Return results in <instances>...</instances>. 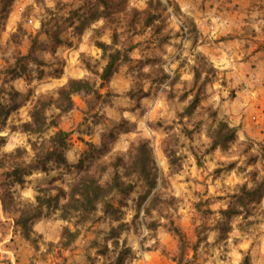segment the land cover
<instances>
[{"label": "rangeland", "instance_id": "obj_1", "mask_svg": "<svg viewBox=\"0 0 264 264\" xmlns=\"http://www.w3.org/2000/svg\"><path fill=\"white\" fill-rule=\"evenodd\" d=\"M120 1L125 7L119 15L111 13L112 23L100 18L105 9L94 0H16L7 19L0 22V103H7L12 89L22 97L4 129L0 124V159L15 156L19 149L26 150L29 155L24 157L29 159L30 143L42 142L56 131L51 129L39 136L18 129L30 121L33 105L41 97L56 99L70 80H89L98 96L76 95L72 111L63 113L54 105L46 113L49 122L70 134L66 158L78 163L89 145L101 148L103 137L110 132L116 140L109 147L107 162L120 156L127 159L132 146L146 141L151 150L154 187L150 190L146 181L136 177L126 179L136 186L123 199L120 222L100 210L94 223L76 229L74 219L66 222L59 212L49 210L33 225V234L27 240L14 227L10 212L15 209L7 204V213L1 202L5 191L1 185L8 180L1 169L0 264H118L119 257H123L122 264H178L179 241L169 231L171 222L183 232L190 248L183 264H242L245 256L252 264H264V200L252 205L245 219H234L228 234L221 236L216 229L221 221L219 212L229 207L231 197L244 185L255 187L251 174L259 173L257 181L264 177V143L241 134L227 153L211 150L209 130L227 116L217 106L225 101V76L211 61L202 59L199 49L204 33L212 36L215 29L194 21L209 9V0L114 3ZM134 12L137 19L132 31L128 21ZM94 13L99 20L89 21L83 28L81 22L90 20ZM152 17L156 21H151ZM54 21L51 27L63 31L68 42L52 52L53 45L43 33L42 24ZM78 28L83 29L79 32ZM115 32L119 35L118 49H126L131 61L120 63L117 73L105 83L99 75L107 61L97 43L110 46ZM166 35L169 40L161 43ZM31 49L41 65L29 62L28 73L18 79L5 74ZM196 65L199 80L193 87ZM197 95L201 101L194 116L181 117ZM12 127L17 129L12 131ZM253 142L252 150L245 154L246 145ZM49 167L48 173L34 172L26 177L23 186L9 187L19 204L35 203L41 192L59 197L69 192L75 174L53 164ZM148 192L142 201L140 198ZM149 208L152 211L147 213ZM120 225L121 237L116 244L108 240L107 233ZM202 225L206 226L205 240L194 252L191 248L198 241L196 228ZM65 227L72 232L79 230L68 249L61 245Z\"/></svg>", "mask_w": 264, "mask_h": 264}, {"label": "trees", "instance_id": "obj_2", "mask_svg": "<svg viewBox=\"0 0 264 264\" xmlns=\"http://www.w3.org/2000/svg\"><path fill=\"white\" fill-rule=\"evenodd\" d=\"M97 4L104 7L102 16L105 21L114 23L112 14L119 15L125 7V2H116L117 0H94ZM16 0H0V16L1 21H5L9 15L10 10L15 4ZM113 2V3H112ZM111 12H106L107 10ZM112 13V14H111ZM129 18L128 24L132 31H134V20L137 19V13ZM100 15V16H101ZM160 16H157V20ZM98 14L94 13L88 17L90 20H83L81 26L83 28L90 23L99 20ZM155 18L152 17L151 21ZM156 21V20H155ZM54 22H43L42 31L47 36L53 46L51 51L55 52L57 48L67 45L64 39L63 31L58 28L51 27ZM83 28H78L79 32ZM56 29V30H55ZM127 33L129 30L126 31ZM118 37L117 32L113 34L112 44L107 46L102 43H97V47L102 50L103 57L107 61V65L103 69L102 74L99 75L100 79L108 83L114 75L117 73V68L120 63L131 61L127 55V50L118 49ZM165 40H169V35L161 39V43ZM34 44L37 43L35 40ZM132 49V48H130ZM203 60L207 58L201 56ZM29 62L35 65H41L42 61L34 56L33 50L25 56H19L15 63L5 71V74L11 76L13 79H18L28 73ZM195 73V79L193 87L198 83V66L193 67ZM208 78L204 80L207 82ZM94 84L89 80H70L68 83L61 88L57 93V98L41 97L32 107L29 112L30 121L20 126L22 133L31 135L42 136L47 131L54 129L56 130L53 135L42 142L30 143L32 155L29 159L24 156L28 154L25 150H17L16 155H11L0 159V170L6 171L7 181L1 185L5 191L1 198V202L4 206L5 212H9L7 204L11 205L15 210L10 212L13 217L14 227L19 229L23 236L30 240L33 234V225L46 217L47 211L54 210L60 213L61 220L71 222L75 220V227L78 229L80 226L93 221L98 213H102L107 217H112L116 222H120V217L123 215L122 209L125 207L123 199L130 196L134 191L135 186L133 183L128 182L126 179L136 177L142 179L148 183L150 190L153 189L155 183V175L153 174L151 150L147 147L146 141H140L137 145L132 146L129 150L128 158L116 157L111 159L109 162L105 160L106 155L109 153L112 142H115L116 136L113 132L108 133L103 137L101 148H97L94 145H89L88 150L82 154L80 160L76 164H72L66 158L65 152L69 146L70 134L61 130L59 126L51 121L49 122L46 115L49 108L56 106L63 113L70 112L74 109L73 97L80 94H94L98 96L97 91L94 89ZM205 86V84H203ZM0 93L1 90H0ZM9 100L6 104L0 103V124L2 128H5V124L9 116L16 112L20 105L19 101L22 97L21 93L17 90L12 89L10 91ZM200 97L197 95L181 113V117H192L195 114L196 108L200 104ZM213 119L216 120L217 113L213 114ZM1 118H4V121ZM203 125V124H202ZM17 128L12 127V131ZM209 137L211 139V150L216 151L220 149L222 152L227 153L229 149L238 142L241 135V128L233 126L228 117H224L218 121L209 130ZM250 138V137H249ZM247 137V139L249 140ZM1 141H4L1 139ZM252 145H246L244 150L245 154H248ZM29 155V154H28ZM251 158V157H250ZM10 159V160H8ZM261 159L264 161V150L261 154ZM53 164L58 169H63L69 173H74V180L69 188V192L62 197L51 196L46 192H41L36 196L35 203L33 204H19L8 191L9 187L14 185L23 186L25 184V178L31 176L34 172L48 173L50 171L49 165ZM233 165V164H232ZM258 172L252 173L251 177L255 182V187L248 188L247 185L241 187L237 194L231 197L232 203L227 209L220 210L221 221L218 222L217 231L221 236L228 234L231 230V223L236 218L243 217L244 219L250 214V207L252 205H260L264 200V177H260ZM43 193V194H42ZM149 195L140 198L142 201ZM64 201V202H63ZM153 205L152 207H154ZM152 210L149 208L147 213ZM123 225L118 228H112L108 233V240L118 244L121 237V230ZM206 226H197V238L198 241L192 246V250L197 252L199 246L205 240ZM169 231L172 232L179 241L180 260L178 264H183L188 256V248L186 237L179 227L175 226L171 222ZM79 230L72 232L69 227H65L62 232L63 248L68 249L76 241ZM108 247V246H106ZM118 264L123 263V257L118 258ZM242 264H252L249 256H245Z\"/></svg>", "mask_w": 264, "mask_h": 264}, {"label": "crops", "instance_id": "obj_3", "mask_svg": "<svg viewBox=\"0 0 264 264\" xmlns=\"http://www.w3.org/2000/svg\"><path fill=\"white\" fill-rule=\"evenodd\" d=\"M207 3L204 15L191 12L195 23L215 29L212 36L204 33L199 49L226 79L225 101L217 106L242 137L264 143V0Z\"/></svg>", "mask_w": 264, "mask_h": 264}]
</instances>
